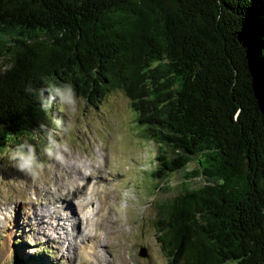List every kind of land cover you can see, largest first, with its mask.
Segmentation results:
<instances>
[{
    "label": "trees",
    "instance_id": "trees-1",
    "mask_svg": "<svg viewBox=\"0 0 264 264\" xmlns=\"http://www.w3.org/2000/svg\"><path fill=\"white\" fill-rule=\"evenodd\" d=\"M53 83L122 91L151 180L181 176L154 222L169 264H264V0H0V152L59 118Z\"/></svg>",
    "mask_w": 264,
    "mask_h": 264
},
{
    "label": "rangeland",
    "instance_id": "rangeland-1",
    "mask_svg": "<svg viewBox=\"0 0 264 264\" xmlns=\"http://www.w3.org/2000/svg\"><path fill=\"white\" fill-rule=\"evenodd\" d=\"M56 113L73 124L61 137L69 147L62 161L42 153L53 120L34 141L22 138L36 146L43 165L37 176L9 162L13 144L0 152V264H19L18 250L21 259H34L30 264H169L154 226L157 202L172 196L182 178L176 173L161 189L151 180L157 146L142 137L127 96L116 90L97 106L79 97L76 113ZM34 208L77 214L72 222L51 218L62 224L55 228L29 219ZM88 214L90 226L82 217ZM43 251L47 258L36 261Z\"/></svg>",
    "mask_w": 264,
    "mask_h": 264
},
{
    "label": "clouds",
    "instance_id": "clouds-1",
    "mask_svg": "<svg viewBox=\"0 0 264 264\" xmlns=\"http://www.w3.org/2000/svg\"><path fill=\"white\" fill-rule=\"evenodd\" d=\"M45 92L48 93L45 96ZM39 101L42 110L47 112L54 102L59 104V111L76 113L79 105V97L74 86L71 83L49 84L38 90ZM54 128L45 131L46 144L42 148V153L50 160L58 162L63 160V154L69 151V147L63 142L62 136L67 135L73 128L70 121L55 118L53 119ZM41 128H46L41 125ZM7 159L18 170L25 175L35 177L42 169V162L37 154L36 146L27 140L11 148Z\"/></svg>",
    "mask_w": 264,
    "mask_h": 264
},
{
    "label": "bare ground",
    "instance_id": "bare-ground-1",
    "mask_svg": "<svg viewBox=\"0 0 264 264\" xmlns=\"http://www.w3.org/2000/svg\"><path fill=\"white\" fill-rule=\"evenodd\" d=\"M76 169V168H75ZM79 169V168H78ZM82 170V169H81ZM81 170H79V171H73V172H76V173H81L80 171ZM75 177H72L71 179H74ZM76 182H77V180H76ZM29 197V196H28ZM36 200H37V198H36ZM32 201V200H31ZM33 202H36V201H33ZM82 203H86V202H82ZM81 203V204H82ZM37 204H39V205H37ZM35 203V205L36 206H41V204L40 203ZM34 205V204H33ZM88 205V204H87ZM74 207V206H73ZM81 207V206H80ZM83 207V206H82ZM88 207V206H87ZM42 209H45L43 206H42ZM42 209H39V208H34V210H33V212H32V216H33V218H29V219H31L32 221H35L36 220V222H37V224H44V223H46V224H51V226H55V228H59L60 226H62V224H61V222H57L56 224L55 223H52V219L51 218H57V219H59V220H67L68 222H72V220L71 221H69L71 218L73 219L74 218V216L77 214L76 213V211L77 210H75V211H71V212H69V210H67V213L69 214V215H63V213H61V211H59V210H54L53 212H52V214H48L46 211V213L45 212H43V211H41ZM84 211V210H83ZM74 215V216H73ZM89 216H91L90 214H88V215H82V217L84 218V219H86V222H87V226H90V217ZM78 217V216H77ZM51 219V220H50ZM89 222V223H88ZM35 223V222H34ZM67 222H65V224H66ZM94 223V222H93ZM84 224V223H83ZM66 227V226H65ZM61 228V227H60ZM90 236V235H89ZM85 237H88V236H85ZM88 239H90V237H88ZM96 250V249H95Z\"/></svg>",
    "mask_w": 264,
    "mask_h": 264
}]
</instances>
